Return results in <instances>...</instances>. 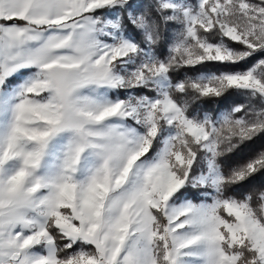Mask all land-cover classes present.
<instances>
[{
	"label": "snow or ice",
	"instance_id": "6c2138e0",
	"mask_svg": "<svg viewBox=\"0 0 264 264\" xmlns=\"http://www.w3.org/2000/svg\"><path fill=\"white\" fill-rule=\"evenodd\" d=\"M0 264H264V0H0Z\"/></svg>",
	"mask_w": 264,
	"mask_h": 264
},
{
	"label": "trees",
	"instance_id": "16d2710c",
	"mask_svg": "<svg viewBox=\"0 0 264 264\" xmlns=\"http://www.w3.org/2000/svg\"><path fill=\"white\" fill-rule=\"evenodd\" d=\"M145 2H146V0H145ZM237 100H242V98L230 97L227 100H221L219 102H214L211 105H207V107L215 108V107H217V104H219L220 107L224 108V107L230 106L233 101H237ZM259 183H260V180L258 178V180L256 182H254V185L251 187L258 188ZM253 195L258 196V192H253Z\"/></svg>",
	"mask_w": 264,
	"mask_h": 264
}]
</instances>
